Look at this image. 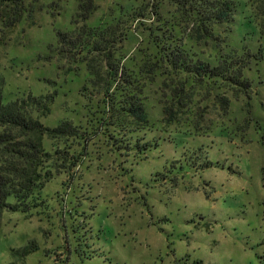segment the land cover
Returning <instances> with one entry per match:
<instances>
[{"label": "rangeland", "instance_id": "1", "mask_svg": "<svg viewBox=\"0 0 264 264\" xmlns=\"http://www.w3.org/2000/svg\"><path fill=\"white\" fill-rule=\"evenodd\" d=\"M26 1L31 17L0 25V89L5 102L56 92L41 122L53 129L67 121L76 132L45 137L53 179L31 212L4 213L0 264H264L257 0H231L234 20L205 28L177 0H94L85 22L79 0ZM84 25L104 31L101 52L76 54L58 42ZM176 45L214 65L241 57L250 87L199 81L169 61ZM139 89L146 125L115 110ZM30 242L36 252L14 253Z\"/></svg>", "mask_w": 264, "mask_h": 264}, {"label": "trees", "instance_id": "2", "mask_svg": "<svg viewBox=\"0 0 264 264\" xmlns=\"http://www.w3.org/2000/svg\"><path fill=\"white\" fill-rule=\"evenodd\" d=\"M179 4L189 6L199 17L200 25L223 24L234 20V5L231 0H177ZM264 16V0H257ZM79 18L87 21L96 10L94 0H79ZM33 9L26 0H0V25L5 29L17 26L24 16H32ZM200 30V26H199ZM207 32V37L210 32ZM104 31H96L84 25L77 36L59 33L58 42L67 44L75 53L91 50L101 52L104 41ZM95 40V41H94ZM170 50V48H169ZM169 61L175 67H180L199 81L205 78H222L232 85L250 87L244 77L246 62L241 57H228L219 60L217 65L193 59L181 45H176L167 54ZM119 68L112 74V83L116 82ZM91 75L94 67L91 68ZM124 76V73H123ZM124 78V77H122ZM125 82L130 79L124 78ZM142 89L126 93L124 103L115 109L117 114L131 118L137 125H146L148 122L142 104ZM53 95L32 96L5 102L2 89H0V228L5 212H20L27 214L38 205L36 195L46 184L53 179L49 163L52 156L44 148V139L50 136L57 139L76 132L70 122H63L57 128H49L41 122V118L50 114L54 103ZM223 108L228 109L229 100L222 98ZM167 108L166 112H170ZM211 166V163H209ZM35 242L14 251L25 258L38 250ZM191 264H203L194 260Z\"/></svg>", "mask_w": 264, "mask_h": 264}]
</instances>
